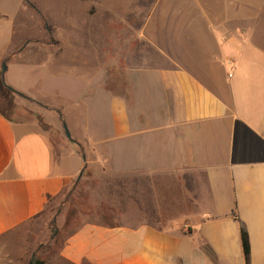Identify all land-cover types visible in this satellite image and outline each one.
<instances>
[{"label":"crops","instance_id":"crops-1","mask_svg":"<svg viewBox=\"0 0 264 264\" xmlns=\"http://www.w3.org/2000/svg\"><path fill=\"white\" fill-rule=\"evenodd\" d=\"M33 4L42 20L23 0L12 12L0 9V72L14 59L2 73L5 84L19 102L72 123L69 142L78 149L55 146L33 117L0 114V236L37 217L82 171L92 182L85 211L92 221L66 237L58 264H264L257 0H144L137 10L152 11L151 18L133 20L128 26L142 29L123 35L121 93L111 90L110 56L102 64L86 60L89 41L75 33L78 26L67 23L72 32L64 34L56 20L49 31L48 16ZM58 66L73 73L71 82L80 81V66L86 70L69 101L87 99L80 119L23 72ZM89 106L91 123L106 124V132L75 126L88 121Z\"/></svg>","mask_w":264,"mask_h":264},{"label":"rangeland","instance_id":"rangeland-1","mask_svg":"<svg viewBox=\"0 0 264 264\" xmlns=\"http://www.w3.org/2000/svg\"><path fill=\"white\" fill-rule=\"evenodd\" d=\"M33 1L40 5L48 16L46 23L49 31L54 29L52 25L57 20L66 29L64 34L72 32L66 24L74 23L78 26L75 33L78 31L79 36H87L89 44L86 51L89 54L86 60H95L97 63L102 64L110 56L112 65L111 90L115 93H121L123 85L120 83L122 80L119 72L123 70V35L127 34L129 36L132 34L136 36V31L142 29L139 26H128L133 20L143 21L151 18L152 11L137 10L139 4L144 3V0H28L34 6ZM16 2L22 3V0H0V9L12 12L15 10ZM256 7L259 9L256 12L257 19L261 23L253 30L260 36V33L264 32V26H261L264 25V0H257ZM155 14L157 13L154 12ZM33 16L35 18L40 17L41 20L43 18L41 14L37 16L33 13ZM148 29L145 28V30ZM53 34L49 33V37ZM90 40H93V42ZM80 51L81 55L86 54L83 45L80 46ZM144 53L147 57H151L149 48H145ZM83 56L86 57V55ZM13 60L9 59L2 64L6 68ZM4 67L2 65L1 73H3ZM27 68L23 67V72L26 71L25 78L32 83L39 80L40 83L37 86L40 89H45L50 102L58 101L59 105L69 107L73 111L72 115L75 119H80V116L85 115V110L81 104L87 101L86 98L83 99V102H69L78 97L79 89H82L83 84L80 76L86 71L84 67L80 66L78 71H75V74L79 75L80 81L77 80L78 77H75L74 82H71L74 76L73 73L65 72V68L60 66L51 68L48 71L39 67V69L30 72L27 71ZM19 100V97H14L12 106L3 108L7 117L22 119L26 116L39 120L40 128L50 136L55 146L66 144L69 141L73 142L72 123H67L65 118L60 120L57 113L52 115V121L51 118L46 117L44 109L35 104L24 101L19 102ZM87 110L90 112L89 116H86L88 121L80 124L75 123V126L81 127L83 132L90 131L97 135L100 132H106L107 129H103L106 124L91 123L93 119V116L91 117L92 107L89 106ZM63 125L66 126L70 139L65 137ZM69 145L71 148L78 149L70 142ZM81 159L83 160V156ZM89 176L90 173L88 172L87 179L84 175L78 180L76 178L69 188L63 189L56 197L52 198L37 217L15 231L1 235L0 264H28L33 255L45 263L58 264L57 258L66 237L82 222L92 221L85 215L87 206L90 205L89 190L92 189V182L88 179ZM118 221L117 219H111L108 222Z\"/></svg>","mask_w":264,"mask_h":264},{"label":"trees","instance_id":"trees-1","mask_svg":"<svg viewBox=\"0 0 264 264\" xmlns=\"http://www.w3.org/2000/svg\"><path fill=\"white\" fill-rule=\"evenodd\" d=\"M27 5L32 7L37 14L40 15L39 11L34 8V6L28 2V0H23ZM21 96L18 92L13 90L11 87L5 84L2 73L0 72V114L4 117H7V115L4 112V107L10 108L12 106V102L14 100V97ZM240 239H241V245L243 254L245 257V261L248 263V256H249V242L247 238L246 232L241 229L240 230ZM28 264H49L45 263L41 260H39L35 255H33Z\"/></svg>","mask_w":264,"mask_h":264},{"label":"water","instance_id":"water-1","mask_svg":"<svg viewBox=\"0 0 264 264\" xmlns=\"http://www.w3.org/2000/svg\"><path fill=\"white\" fill-rule=\"evenodd\" d=\"M2 65H3V67H4V64H2ZM5 70H6V68L4 67V68H3V72H5ZM63 129H64L65 137H66L67 139H70V138H71V137H70V134H69V132L67 131L65 125H63ZM81 176H82V171L79 173V176H78L77 180H78Z\"/></svg>","mask_w":264,"mask_h":264},{"label":"built area","instance_id":"built-area-1","mask_svg":"<svg viewBox=\"0 0 264 264\" xmlns=\"http://www.w3.org/2000/svg\"><path fill=\"white\" fill-rule=\"evenodd\" d=\"M188 225L185 223L184 225H183V229L185 230V232H187L188 231Z\"/></svg>","mask_w":264,"mask_h":264}]
</instances>
